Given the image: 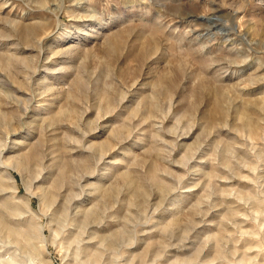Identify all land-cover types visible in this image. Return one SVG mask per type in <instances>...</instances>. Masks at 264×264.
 <instances>
[{"label": "rangeland", "instance_id": "374dc122", "mask_svg": "<svg viewBox=\"0 0 264 264\" xmlns=\"http://www.w3.org/2000/svg\"><path fill=\"white\" fill-rule=\"evenodd\" d=\"M1 152L0 264H264V0H0Z\"/></svg>", "mask_w": 264, "mask_h": 264}, {"label": "bare ground", "instance_id": "6f19581e", "mask_svg": "<svg viewBox=\"0 0 264 264\" xmlns=\"http://www.w3.org/2000/svg\"><path fill=\"white\" fill-rule=\"evenodd\" d=\"M206 19H208V20H211L212 21V18H206ZM207 20V21H208ZM210 21V22H211ZM5 151V150H4ZM1 156H4V152H1V155H0V157ZM9 163V162H8ZM5 163V164H3L4 165V169L7 171V170H9V171H16V170H18L19 172H21V170L18 168V166H19V164L18 163H16V161H11V163ZM16 165V166H15ZM8 180H10V182L12 183V193H11V201L13 202H11L12 204H13V212L16 214H14L15 216H19V217H22V215H25V212H23L24 210H25V208L26 209H28L29 211L28 212H31V209H30V203H29V198H27L26 200H21L20 198H19V189H18V186H16V183H15V178L12 176V174H10L9 175V179ZM8 183V182H7ZM29 187V186H28ZM31 189V188H30ZM28 196L29 197H31V196H33V194H31V193H28ZM3 205V204H2ZM12 210H10V212H11ZM34 214V213H33ZM32 214V216L33 217H30V219H29V221L31 222L30 224L32 225V227H33V229H34V231H36V230H38V231H40V233H42L43 231V229H42V227L40 226V224H36V220H37V215H33ZM12 215V214H11ZM43 216L45 217L46 216V214H43ZM6 222V221H5ZM1 223H4V222H1ZM7 223V222H6ZM1 225V227L3 228V229H5L6 231H8V234L11 236H15V237H22V236H26L27 234H26V232H25V234H23L24 233V231L22 232L21 230L19 231V230H17V229H14V228H10L9 226L7 227V225H5V224H0ZM30 228V227H29ZM7 233V232H6ZM35 235V234H34ZM28 236V235H27ZM14 237V238H15ZM23 238V237H22ZM24 239H27L26 237L24 238ZM28 240V239H27ZM14 264H18L17 262H14Z\"/></svg>", "mask_w": 264, "mask_h": 264}]
</instances>
